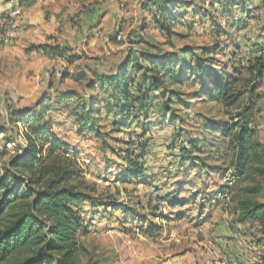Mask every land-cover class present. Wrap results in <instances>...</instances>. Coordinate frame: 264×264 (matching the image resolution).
I'll return each instance as SVG.
<instances>
[{"label":"rangeland","instance_id":"rangeland-1","mask_svg":"<svg viewBox=\"0 0 264 264\" xmlns=\"http://www.w3.org/2000/svg\"><path fill=\"white\" fill-rule=\"evenodd\" d=\"M70 1L37 0L31 9L17 5L0 15L1 25L7 14L21 13L16 28L0 27L2 35H10L8 44L0 45V176L26 147L25 127L12 121L16 112L33 114L37 103L46 101L42 121L69 146L80 179L92 191L93 201L76 208L82 219L76 240L85 250L80 263L262 264L258 227L240 220L237 201L264 202V176L255 174L254 181L234 177L224 131L228 116L205 96L204 86L213 84L208 77L203 86L187 81L162 90L170 98L164 120L155 108L130 121L128 129L113 126L112 115L94 101L101 137L78 132L72 112L80 108L79 98L89 97L86 86L93 72L113 73L116 64L136 53L161 56L218 45L215 72L229 66L233 52L237 58L230 64L244 67L264 52V0L246 1V14L224 10L215 0L212 5L196 0L195 16L189 13L192 5L170 24L172 46L155 21L156 8L144 6L147 0ZM127 72L141 75L130 67ZM237 78L244 92L240 103L251 100V128L264 147V74L251 98L243 87L249 75L241 70ZM93 96L105 97L100 91ZM193 139L200 141L199 149L180 162L178 150ZM127 149L139 165V177L128 178L135 168L119 159ZM247 186L258 192L248 194Z\"/></svg>","mask_w":264,"mask_h":264},{"label":"trees","instance_id":"trees-1","mask_svg":"<svg viewBox=\"0 0 264 264\" xmlns=\"http://www.w3.org/2000/svg\"><path fill=\"white\" fill-rule=\"evenodd\" d=\"M157 1L147 0L144 6L152 4L156 8L153 16L158 19L155 21L172 46L170 38L174 34L170 24L178 22L180 10L192 5L194 8L189 13L195 16L196 0ZM246 1L215 0L224 10L234 8L244 14ZM36 2L18 0V6L30 8ZM219 51L218 45H214L197 50L184 47L177 54L161 56L141 52L136 53L133 59L129 55L114 73L93 72V78L87 81L86 86L89 97H78L82 104L72 112L78 132L92 133L97 137L103 135L97 124L99 118L96 117L94 101H101L103 110L114 119L111 124L120 130L128 129L130 121H138L140 115L146 117L155 108L164 120L170 98L162 90L167 91L168 87L187 81L203 86L208 77L213 84L204 86L205 96L211 102H218L228 116L224 131L229 136L230 168L234 177L254 181L255 174L264 176V147L254 138L251 128L252 102L240 103L244 92L237 86L240 82L237 75L245 70L251 80L243 87L251 98L255 84L264 74V52L240 68L230 64L237 58L233 52L229 54V66L215 72L213 57ZM128 67L136 74L140 73V77H130ZM96 91L105 97L97 100L93 96ZM65 95L62 93L60 97L67 99ZM45 102L37 103V112L33 114L30 111L16 112L12 120L25 127L26 147L7 162L0 176V264H82L79 257L85 250L76 240L82 219L76 208L81 202L93 201L92 191L80 179L76 156L69 146L59 141L49 124L42 121L48 111ZM141 129L144 131L145 128ZM199 145L200 141L193 139L188 146L181 147L177 152L178 160L183 162L190 158ZM125 153L119 159L135 168V172L127 177H139V165L130 160L132 151L127 149ZM245 192L255 194L258 189L247 186ZM237 211L240 220L257 225L258 243L263 249L261 263L264 264V202L239 199Z\"/></svg>","mask_w":264,"mask_h":264},{"label":"built area","instance_id":"built-area-1","mask_svg":"<svg viewBox=\"0 0 264 264\" xmlns=\"http://www.w3.org/2000/svg\"><path fill=\"white\" fill-rule=\"evenodd\" d=\"M20 15H21V13H20V11L18 9L12 11L10 13V15L8 16V18H7L9 20L8 21L7 20H3L2 24L0 25V27L6 26V27L12 28V29L16 28L19 25L20 21H21V16ZM94 31L96 32L97 30H94ZM9 37H10V35L6 36V35H2L0 33V45H7L8 42H9V40H8Z\"/></svg>","mask_w":264,"mask_h":264},{"label":"crops","instance_id":"crops-1","mask_svg":"<svg viewBox=\"0 0 264 264\" xmlns=\"http://www.w3.org/2000/svg\"><path fill=\"white\" fill-rule=\"evenodd\" d=\"M2 1H4V0H2ZM72 2L73 1H70V3H72ZM17 5H18V0H8V2L6 4L0 5V15H4L5 13L9 12L11 9H14ZM31 8H33V7H30V9ZM7 15H10V13ZM90 21L94 22L93 18ZM91 22H90V24H91ZM114 68H115V71L118 69L117 64L114 66Z\"/></svg>","mask_w":264,"mask_h":264}]
</instances>
